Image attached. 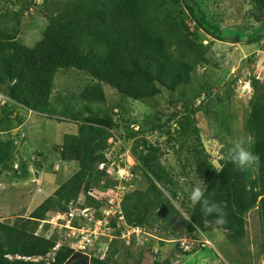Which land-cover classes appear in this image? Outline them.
<instances>
[{"label":"trees","instance_id":"obj_1","mask_svg":"<svg viewBox=\"0 0 264 264\" xmlns=\"http://www.w3.org/2000/svg\"><path fill=\"white\" fill-rule=\"evenodd\" d=\"M204 2L206 0H55L48 6V0H43L48 25L42 39L33 47L22 44L19 35L24 12L36 3L17 0L12 3V6L20 5L17 11L0 3V87L6 89L7 97L0 111V135L8 133L6 141L0 138L1 172L10 170L8 164L15 153L17 136L12 130L19 120L17 110L32 111L46 120L59 116L80 123L78 134L66 135L56 148L62 161L76 162L80 169L28 219H19L14 225L0 221V264H117L114 256L118 251L106 258L93 256V247L76 251L65 245L54 251L58 237L48 239L37 234L49 213H69L70 203L76 202L82 192H92L94 185L103 182L105 173L98 170V165L108 161L105 152L110 147L111 132L121 128V120L118 122V118L114 119L108 112L102 115L87 108L88 115L83 117L82 113H72L70 109L56 110L51 99L55 78L60 71H78L89 76L92 82L80 94L88 104L106 102L104 85L116 90L123 99L135 102H146L168 93L169 104L175 107L173 111L179 118L181 136L176 141L182 136H193L201 141L198 126L191 121V116L198 113L206 95H199L203 98L195 105L185 89L191 86L198 67L208 63L209 44L236 40L247 46L256 45L260 50L264 48V0H250L253 9L249 16L258 25L245 35L223 29L213 21ZM203 39L211 42L204 45ZM254 56L256 53L251 56L252 61ZM252 86L255 94L244 130L252 140L251 150L259 157L253 167L242 171L231 162L232 145L222 150L219 169L205 159L203 151L192 152L197 164L200 160L205 162V169L200 170L206 179V194L210 193L226 206L228 223L217 226L214 217L201 213L199 205H192L189 200L191 206L186 207L185 201H181L184 189L162 162L168 147L145 137L160 135L166 127V123H153L148 131L125 126L126 137L119 135L127 147L130 140L139 139L136 148H132L138 164L131 173L140 172L145 182L142 188L125 196L122 211L127 224L145 230L159 226L158 230L170 237L165 240L170 244L195 230L206 234L216 229L226 233L230 244L239 245L247 237V215L257 210L264 253V78L252 77ZM19 135L25 139L23 133ZM171 142L170 136L166 143ZM174 202L184 209L188 221ZM87 203L100 206L92 198ZM111 221L109 227L116 229L117 224ZM77 226L75 223L74 227ZM112 233L117 239L110 243L106 238L97 239L93 246H100L99 241L102 244L107 241V245L120 242L121 233ZM77 240L80 241V237ZM165 242L160 245H166ZM180 243L175 245V251L182 257L196 253V248L184 251ZM148 250L151 251V247ZM155 256L153 264H171L170 259L161 260V251Z\"/></svg>","mask_w":264,"mask_h":264},{"label":"rangeland","instance_id":"obj_2","mask_svg":"<svg viewBox=\"0 0 264 264\" xmlns=\"http://www.w3.org/2000/svg\"><path fill=\"white\" fill-rule=\"evenodd\" d=\"M16 1L0 0V3L6 5L7 9L17 11L21 9L20 5L12 6V3ZM33 1L36 3L34 7L25 11L21 18L19 41L27 47L35 46L42 39L48 25L42 8L43 0ZM52 2L54 3L55 0H48V6ZM204 6L211 19L220 24L223 29L244 32L243 35H245L252 27L258 25L249 16L253 9L250 0H206ZM210 42L211 40L208 39L203 43L206 45ZM236 42L231 40L227 43L209 44L208 63L198 67L191 86L185 89L188 98L195 101L193 102L195 105L196 101L203 98L199 95H206V100L198 113L194 117L191 116V121L198 126L201 141L193 136H182L181 140L176 141L177 137L181 136L179 118L173 111L175 107L169 104L168 93L146 102H135L123 99L116 90L104 85L106 102L88 104L80 98V94L92 82V79L78 71H60L57 74L51 98L52 105L56 110L66 108L72 113H82L83 117L88 115L87 108L93 112H101L102 115L108 112L114 119L118 118V122L121 120V128L116 133L123 137L127 134V130L123 128L125 126L135 131L139 129L148 131L153 123H166L160 135H145V137L150 138L153 143L168 147L167 156L162 162L171 174L179 179V184L185 193L181 201L184 200L187 207L191 188L196 184L204 186L206 184V179L200 170L205 169V162L200 160L197 164L192 152L203 151L205 159L215 169H219L220 160L223 159L222 150H226L230 145L233 147L234 140L238 138H250L247 137L244 129L255 94L252 77L263 79L260 77V72L259 75L258 72L256 73L255 59L257 58L254 56L253 61L250 58L259 49L256 45L247 46L245 42ZM261 66H264L263 61ZM6 99V89L0 87V111L5 106ZM17 111L19 120L12 130V134L17 137L14 139L15 153L8 164L10 170L1 172L0 167V221L11 225L16 224L19 219H28L80 169L76 162L62 161L56 152V148L63 143L66 135L78 134L80 123L55 116L54 119H61L62 122L59 121V123L54 119L46 120L32 111L21 109ZM222 125L224 127H221ZM20 132L25 136L24 140L21 134L18 136ZM170 136L172 142L168 145L166 142ZM0 138L6 141L8 133L1 134ZM138 141V138L130 140L129 146L136 148ZM126 162L127 164L121 170V174L125 177L121 181L114 176L116 172H113L110 175L113 177L103 178L105 186L103 182L94 185L93 192L96 198L104 200L116 188H122L125 193H131L143 187L145 182L140 172L136 171L131 177V171L135 169L136 163L130 159ZM124 181H128L126 187ZM79 197L84 204L85 195ZM77 201L72 203L75 204ZM174 204L182 214L184 213L182 216L188 221L184 209H181L178 203L174 202ZM73 209L75 210V207ZM62 213H49L37 231V234L46 238L58 237L59 241L54 251H58L65 245L76 248L79 244L78 240H74L75 235L79 233L78 231L74 233L75 220L71 221L67 213ZM158 227L147 229L143 233L144 236L138 240L133 237L112 245H107V241L106 244L99 241L100 246L95 245L92 249L95 251L93 256L106 258L114 251H118L114 256L117 264H153L157 259L156 251H161V260L170 259L171 264H264V253L261 249L263 236L257 210L247 215V237L239 245L230 244L226 233L216 229L203 235L196 230L192 233L185 231L187 234L183 238L170 241L172 243L170 244L169 241L165 242L170 237L167 233L160 232ZM108 239L112 241L113 237L108 236ZM162 242L167 244L161 246ZM178 242H181L180 247L182 246L184 251L196 248V253L191 257H182L175 251V245ZM147 245L152 246L155 254L150 253ZM87 254L92 257L90 252Z\"/></svg>","mask_w":264,"mask_h":264},{"label":"built area","instance_id":"obj_3","mask_svg":"<svg viewBox=\"0 0 264 264\" xmlns=\"http://www.w3.org/2000/svg\"><path fill=\"white\" fill-rule=\"evenodd\" d=\"M262 47H264V45ZM256 58V70L260 72V77H263L264 66H261V61L264 62V48L257 51ZM109 144L110 147L105 152V157L108 161L99 164L98 170L104 172L105 177H113L110 175H112L113 172H116L114 176L121 181L125 177L121 174V170L122 167L127 164L126 160H133L136 165L137 160L133 156L132 148L130 146H125V143L122 139H120V136L116 132H111V139ZM124 182L126 187L128 181ZM83 194L85 195V203L82 204L80 200L81 197H79L77 203L71 204V206L69 207V213L66 214L71 221L75 220V222L79 225L77 227H73L74 233L75 231L79 232L78 234L75 233L76 235L74 240H77L79 237L81 240L79 241V244L76 248H74L75 246H70L72 249H75L76 251H86L91 247H94L93 245L97 243V239H108V236H112L113 240L117 239L116 236H113L112 233L116 231H119L121 233V235L119 236L120 240H129L133 237L140 238L144 236L143 229L130 227L124 223L121 205L127 193H125L122 188H116L115 191L107 198H104V200L96 198L93 191L82 192L81 195ZM89 198L94 199L100 204V206L98 205L95 207L92 205H88L87 200ZM73 207H75V210L73 209ZM78 209H80L81 211H76ZM111 220H114V222L117 224L116 229H111L109 227L112 224ZM156 252L158 253V251Z\"/></svg>","mask_w":264,"mask_h":264},{"label":"clouds","instance_id":"obj_4","mask_svg":"<svg viewBox=\"0 0 264 264\" xmlns=\"http://www.w3.org/2000/svg\"><path fill=\"white\" fill-rule=\"evenodd\" d=\"M251 144H252V140L250 138H245V137L238 138L234 140L233 142V148L231 152V162L235 164L242 171L252 168L253 165L259 159V157L251 150V147H250ZM206 193H207L206 186L201 185V184H196L191 188V191L188 194V199L190 200L192 205H199L201 213L205 217H209V216L214 217L215 225L221 226V227L226 225L228 223L227 213L225 211L226 206L222 202H218L214 198H212V195L210 193L208 194ZM121 211H122V205H121ZM122 215L124 218L123 211H122ZM124 223L127 226H130L129 224L125 222V218H124ZM130 227L143 229L140 226L131 225ZM193 227H195V225H193ZM143 230L146 231L145 229ZM136 240H138V238H136ZM186 252H189V251H186ZM150 253L155 254L152 246H151Z\"/></svg>","mask_w":264,"mask_h":264}]
</instances>
